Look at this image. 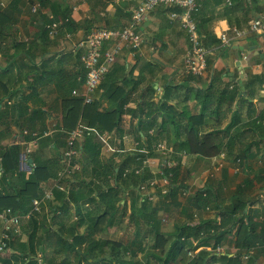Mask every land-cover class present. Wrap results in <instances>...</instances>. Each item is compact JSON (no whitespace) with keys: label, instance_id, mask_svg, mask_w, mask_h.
<instances>
[{"label":"trees","instance_id":"16d2710c","mask_svg":"<svg viewBox=\"0 0 264 264\" xmlns=\"http://www.w3.org/2000/svg\"><path fill=\"white\" fill-rule=\"evenodd\" d=\"M27 1L25 9L30 18L36 21L38 27V30L33 34L34 38L29 40L31 39L29 38L30 33L25 30V40L14 39L12 43L9 39L6 45L3 42H6L8 35L14 29L10 24L0 28V56L7 58L6 64L0 65V141L7 136L3 131L16 135L6 146H0V213L5 212L8 208L20 215L29 213V218H23L21 221V224L26 222L28 225L27 231L23 228V235H26L25 241L15 242L14 249L17 253L11 255L15 261L11 262L12 258L1 259L2 264H132L137 254L144 251L146 244L143 245L142 240L149 235L154 237L152 248L158 251L159 255L153 253V256L159 264H210L216 262L241 264L239 256L243 253L240 251L234 256L219 254L209 257V251L214 249L228 233L226 226H230L231 229L239 220L242 221V217L235 216L246 213L247 203L240 200L238 196L225 211L215 202L212 208L221 215L220 223L215 221L217 216L213 218V221L198 220L193 224H179L173 232H166L162 229V215L160 214H165L167 217L171 208L177 205L178 196H182L188 190L182 175L181 156L178 153L183 152L186 157L213 158L223 152L224 136L220 137L218 130H212L205 134L200 132L202 125L206 123L207 113L205 110L208 106L203 104L200 114L187 119L184 134L179 132L180 124L171 120L169 124H172L175 130L171 135L174 137L173 140L170 139L169 133H165L166 121L157 119L159 115L162 117L163 107H168L166 103L171 94L169 87L165 89L158 103L143 100L141 104L137 99L135 110L126 109V104L141 82L150 80L157 72V66L144 58L143 49L139 53L140 55H135L134 60L137 59V61L132 66L127 67L125 58L116 57L115 62L117 61V63L113 65L114 67L109 68L92 94L91 102L84 104L83 98L72 95L71 91L74 88L82 90L86 69L80 62L84 50L82 47L77 48L76 43L86 37L92 25L76 22L71 17V7L66 5L64 9H61L57 0ZM127 1L133 2V0ZM238 1L241 2V0H233L234 3ZM19 2V0H10L5 8H0V23L17 21L15 9ZM200 2L202 3V0ZM215 2L218 4L220 0H215ZM34 5H38V8L35 12H31ZM43 8H46L45 12H42ZM233 8L234 6H231L225 10L228 13ZM130 11L131 8L127 12L129 16ZM168 11H179V9L175 6L159 5L147 16L149 18L153 14L156 15L158 25L154 24L156 32L153 33L156 39H161L159 35L164 31L160 29L161 27L168 30L166 35L170 39L171 35L178 31L177 27L180 29L178 21L169 20ZM195 15L199 32L203 35L204 47L218 49L220 39L209 27V21L203 13L202 4L199 12ZM95 18L100 19V16ZM32 20H28V22L31 23ZM52 23H56V27L51 29ZM81 27L88 33L85 32L86 34L77 39L75 31ZM99 27L102 26L99 25ZM104 27L118 28L119 25ZM49 30H52L51 34L48 33ZM179 32L183 33L182 30ZM172 40L174 41L173 38ZM174 43L176 44V41ZM145 45H149V42H146ZM107 48L108 44L102 45V49ZM160 49L163 52L162 47ZM213 51L211 50V52ZM207 60L208 65L212 63L209 57ZM77 64L79 67L73 70ZM138 65L141 66L139 74L133 76ZM144 70L151 72L150 78L145 77ZM185 76L192 75L185 74ZM263 77L264 73L248 80L246 86L250 90L249 96L256 94L253 90L255 84L258 85V92ZM252 86L253 88H251ZM38 89L41 91L46 89L45 93H47V89L58 90L60 93L54 97V101L50 102V104H57L60 112L59 117H51L53 121L51 124L48 123V120L52 116L49 111L54 108L52 105L48 109L45 108L46 105L41 108L34 106L28 109L30 101H35L38 98ZM211 89L210 85L206 90L208 92ZM217 91L220 95L217 99L224 96V88L217 89ZM200 93L201 91L197 94ZM233 93L238 95V90H234ZM249 96L241 98L247 99L246 108L252 109ZM144 97L148 99L146 94ZM140 105L141 108L146 105L148 113L137 120V128L132 133L138 151L124 155V153L116 151L121 147L123 149L124 145L123 115L127 112L136 114ZM214 109L216 112L218 106L215 105ZM254 114L253 117L248 114L247 121L237 120L239 117L235 115V119L231 118L230 122L226 124L224 133L232 132L226 144V150L224 149L226 158L233 159L235 162L237 159L241 161L244 150L250 145H254L256 158L259 161H264L263 107L260 109V114L258 112ZM197 116L200 120L194 118ZM78 123L91 129V133L84 135L82 141L78 142V156L82 159L81 162L90 160L92 163L89 168L87 164H82L81 171H76L73 174L74 179L71 180L63 176L60 177L58 173L67 162V157L64 156L66 149L64 140ZM211 124L213 128L218 127L220 125L218 117ZM12 126L17 128V132H12ZM104 133L110 135L108 145H104V141L100 139ZM163 139L166 140L167 147L169 143L173 144L172 151L168 152L169 155L166 159L176 162V165H163L161 172L154 174L149 170L148 163L144 164L143 161L156 156V145L162 143ZM236 143L242 145L238 151L234 150ZM30 144L37 145V149L27 152ZM61 144H63V148ZM107 146H112L115 149L111 150ZM104 147H107L112 153L104 156L102 153ZM21 152H25L28 158L32 159L31 170L28 172L19 169V154ZM87 170L89 173H85ZM165 176L170 179L166 193H161L165 185L156 186L155 197H158L156 202L137 194L138 199H142L141 205L138 206V200L132 197L135 194L132 190L139 189L151 178L161 179ZM110 179H114V183H111ZM77 181L80 183L75 186L73 183ZM54 182L61 186L70 183L71 189L66 193L65 190L57 189L54 186V198L60 204L43 200L40 203L41 211L32 212L33 200L41 199L44 190L50 189ZM115 185V188H120L126 193V198L127 200L130 198V202H127L122 195L114 196L113 187ZM128 190L131 193H128ZM213 194L207 188L194 193L192 200L198 208H205L216 199ZM89 202H104L106 208L102 211L91 210L84 206ZM69 205L73 206L76 219L72 216L70 227L65 226L62 230H60L61 227H58L59 230L50 233L53 218L49 216V208L53 211L52 215L62 217L65 213L64 210ZM119 209L121 213L116 216ZM125 215L132 223L134 231V238L131 241L123 237V240L100 239L98 237L107 227L115 225L118 220L123 222ZM67 218L69 219V216ZM247 219L250 227L247 237L257 238L263 245L260 249L257 248L258 251H255V254L256 252L264 254V226L256 234L257 224L248 216ZM2 224L0 219V228ZM21 233H23L22 230ZM19 234H14L9 239L8 245H14V239ZM199 247L203 248L198 249L193 257L188 255L189 251H195ZM254 256L256 257V255ZM252 260L249 259L247 264H252Z\"/></svg>","mask_w":264,"mask_h":264},{"label":"crops","instance_id":"0c3cea01","mask_svg":"<svg viewBox=\"0 0 264 264\" xmlns=\"http://www.w3.org/2000/svg\"><path fill=\"white\" fill-rule=\"evenodd\" d=\"M3 1L6 0H0V8L4 6ZM118 1H120L122 5H117V8L114 4H112V2ZM230 1L231 4L229 5L227 4L226 0H220L218 4L215 2V0H202L201 4L203 13L206 16V19L209 21V27L213 29L216 36L217 34L224 31H226L227 35L232 36L231 31L228 30L229 27H245L250 19L264 13V0H249V2H246V0H241V2L238 1L236 3H234L233 0ZM27 3L28 1H25V4ZM133 3L136 4V1L130 3L127 0H110L109 4L112 7L114 6V12L112 13L109 7L100 5L98 0H75L70 5L72 9L71 17L80 24L84 23L87 25L86 23H88L90 26L92 25L89 31H91L92 28L99 27V25L102 27L119 25L120 27L129 20L130 16L129 13L127 14V12H129L130 9L129 4L132 5ZM7 4L8 2L6 3V6ZM231 6H234L233 10L227 13L225 9ZM45 11L46 8H43L42 12ZM96 16H100V19H96ZM152 19H155V17L150 16L147 18V21L144 24V30L146 24H148V26H153ZM86 20L87 22H85ZM160 29L164 31L161 32ZM160 29L159 31L161 34L159 36L161 39H156L153 36V33L156 32V29H154L152 32L149 31L150 34L147 36L149 42L156 46V50L149 51L151 47L150 45H145L143 47V54H145L144 58L147 61L150 60L155 66H157V72L154 73V77H152L150 80L141 82L139 86L140 93L134 92L131 95L130 100L125 106L126 109H130L131 111L135 110L137 99L141 104L143 100L146 102L151 101L153 103H158V101L161 100V96L165 92V89L169 87L171 94L169 96L168 102L166 103L168 107L164 106L162 110V117L161 115L157 117L158 121L161 119L166 121L165 133H169L170 135L174 134L175 130L173 125L169 124L171 120H174L180 124L179 132L184 134V127L186 125L187 119L191 116L200 114L203 104H206V106H208L205 110L207 113L205 116L206 123L202 125L201 130H218L219 136L222 138L224 136L223 152H225L224 149L226 148V144L230 138V134L232 135V132L230 131L228 133H224V128L226 124L230 122L231 118L235 119L236 115L239 117L237 120L241 119L242 121H247L248 114L252 115V117L255 116V112L260 114V109L264 107V97H262L261 93L259 92L261 90H258L257 92L258 85L255 84L254 88L253 86L251 87L256 92V94H252V96H249L248 93L250 90H248L246 86V82L251 77L259 76L264 71V67L262 66L264 58L256 52V50H260L262 52V49L259 47L261 36L249 34L246 37L240 38L232 43L230 48L218 47V49L209 54L208 57L210 58V61L212 60V63H209L208 68L203 75L186 77L185 73L182 72L180 57L181 53L183 52V46L186 44L184 33L179 32L181 29H178L177 27L178 31H175L171 35L170 39V37L166 35L168 30L166 28L164 29V27H161ZM85 30L86 29L82 27L77 28L75 31L77 39L86 34L85 32L87 31ZM175 41L176 44L174 43ZM245 45L248 47L253 46L254 49L250 50L249 48H243L237 50L236 48L237 46L245 47ZM160 46L162 47L163 52L160 49ZM241 54H246V56L249 58L244 63L240 62V65L237 62V56L239 59H242ZM262 54H264V50ZM120 58H125L127 67L132 66L137 61V59L134 60V57L126 52H123L119 56V59ZM116 63L117 61L112 63L110 67ZM77 67H79V64H77L73 70H76ZM140 67L141 66L138 65L137 69L134 70L133 76H137L139 74ZM144 73L146 78H150L151 72L144 70ZM210 85L212 86V89L207 92L206 89ZM128 87L130 86L128 85ZM145 87L148 89L150 88L152 91L151 95H147L148 99L144 97ZM221 88L225 89L224 96H221V98L217 99V97L220 96L217 89ZM45 90L46 89L41 92L45 93ZM234 90H238V95L233 93ZM199 91H201V93L197 94ZM57 94H60L58 90L54 91L52 89H47L46 98L54 99ZM245 96H249V100L252 103V109H248L242 104L241 97ZM52 101L53 100L50 99L47 102L45 108L48 109L51 105L50 102ZM215 105L218 106V110L216 112L214 109ZM53 107V109L49 110L52 114V116L49 117L50 120H48L49 124L53 122L51 117L60 116L57 104H54ZM135 113L136 114L127 112L123 115L122 130L124 132V145L123 149L121 147L116 149V151L122 152L125 145H128V134H130L133 138L132 133L134 129L137 128V120L148 113L147 106L144 105V107L141 108L140 105V108H138ZM216 117H218L220 125L213 128V125L210 121L214 122ZM194 118L200 120L199 116ZM11 130L12 132H17V128L15 126H12ZM6 134L7 136H5L3 140L7 139L8 143L13 137L16 136L13 133ZM135 144L136 142L133 141V146ZM61 145L63 148V144ZM29 146H33L32 151L37 149V145L30 144ZM241 146L242 145L236 143L234 150L238 151ZM51 148H54V146H51ZM110 149L114 150L115 148L110 146ZM256 157V147L254 145H250L244 150L241 161L239 162V165L242 166V170L239 173H233L232 167L236 165V162L235 160L233 161V159L230 160V158H226V156L225 165L220 169L219 172L213 171V167L220 160L219 156L213 158L182 156L181 170L188 190L182 196H178L177 205L179 206H173L170 210V214L167 216V218L170 217V231L169 228H163L162 224L163 230L166 232H173L179 224H193L197 223L198 220L213 221V218L217 216L218 218L215 221L220 223L221 215L217 214L215 209L212 208L214 207L215 202L218 204V206H220V208H222L223 211H225L231 205V203L236 200V196H238L240 200L246 201L247 203L245 208L246 213L237 214L235 216L238 218L242 217V221L239 220L234 227H231V229L230 226H226L228 233H226L221 241L217 243L216 247H220V255L226 254L227 256H234L235 251L249 248L248 250L254 251V255H256V257L254 256L255 259L261 255L263 256L264 254L260 252H256L255 254V251H258L257 248L260 249L263 247L260 241L257 238L250 239L251 237H247L250 231L247 216L251 218L255 224H257V228L255 230L256 234L264 226V161L261 160L260 163H258L259 160ZM151 160L152 159L148 160V165L152 171L151 167L154 163H152ZM20 165L24 167V162H21ZM30 170L31 169L29 168L28 171ZM188 171H191L190 173L193 175V177L194 175L196 176L195 179L187 180L185 174ZM207 188L210 189L212 193H214L213 195L216 199H214V202L210 203L209 206H206L209 207V209H206V207L198 208L194 204L192 196L194 193ZM55 204H60V202L56 201ZM24 236L25 235H23L22 238L14 239L13 244L15 242H24ZM15 245L16 243L14 246ZM227 248L232 249L231 252L226 251ZM9 250L10 245L8 250L3 254L2 257H0V264H2L1 259L12 258ZM209 253V257L214 255L218 256L216 251L213 252L210 250ZM10 261L14 262L15 259L12 258Z\"/></svg>","mask_w":264,"mask_h":264},{"label":"built area","instance_id":"2783aa9c","mask_svg":"<svg viewBox=\"0 0 264 264\" xmlns=\"http://www.w3.org/2000/svg\"><path fill=\"white\" fill-rule=\"evenodd\" d=\"M85 1V0H84ZM136 1L134 6H131L130 18L122 26L118 28H105L98 27L92 29L86 37L78 40L76 47H82L84 52L81 55V63L86 69V79L84 82L83 89L79 92L77 89H73L71 94L74 96H81L83 98V103L88 104L91 102V97L99 83L109 71L112 63L115 62L116 57L121 55L123 52L130 54L135 57L136 54L141 53V50L145 46L146 42H149L147 36L144 35L143 24L147 21V16L151 13L154 8L159 5L175 6L179 11H168L167 16L170 21H178L179 27L184 33L186 44L183 46V52L181 53V65L182 72L192 76L203 75L208 68V56L211 50L207 49L203 45V35L199 32L198 25L195 21V14H197L201 7L200 0H133ZM227 4H231L230 0H226ZM249 2V0H246ZM38 5H34L31 8V12H35ZM56 27V23H52L51 29ZM228 30L231 31L232 36L226 34V31L217 34L220 39L219 48H230L232 43L240 38L246 37L249 34L260 35L259 47L264 50V13L260 14L247 22L245 27H229ZM49 34L52 30L48 31ZM103 44H108L107 49H102ZM150 50H155L156 46L149 42ZM264 55V54H263ZM241 60H246V54H241ZM264 58V56H263ZM264 67V60L262 62ZM264 89V83L262 84ZM91 129L78 123L76 128L71 130L66 136L67 150L64 155L67 157V166L62 172L58 173L60 177L67 174L71 167V159L77 154L76 143L81 140L84 135L90 134ZM108 138L110 135L104 133L100 137L101 141H104V145H108ZM110 148L109 146H107ZM172 151L167 149L162 143L156 145L155 152H160L162 158L165 157L167 152ZM219 162L213 167L214 172H219L225 165V154L224 152L219 155ZM153 158H156L153 157ZM147 158L143 161L144 164L148 163ZM157 159V158H156ZM167 160V159H163ZM168 161V166H171L172 161ZM240 160H236V165L232 167L233 173H239L242 170V166H239ZM260 163V161H259ZM166 164H162L160 167ZM158 169V172H161ZM153 180V179H152ZM167 184V183H166ZM165 188L162 189L161 193H166ZM163 185V186H164ZM61 188L60 186H57ZM154 182L149 181L146 186L142 184L139 188V193L141 196L147 197L148 200L154 199L156 193H150L153 190ZM52 192L48 190L45 192V197H51ZM34 210H39V200L33 201ZM0 219L2 221V228L0 230V257L6 252L8 248L9 239L19 232V217L12 214L10 209L5 212L0 213ZM216 251H220V247L216 248ZM244 259H253L252 264H256V259L254 258V251L248 250L242 256Z\"/></svg>","mask_w":264,"mask_h":264},{"label":"rangeland","instance_id":"374dc122","mask_svg":"<svg viewBox=\"0 0 264 264\" xmlns=\"http://www.w3.org/2000/svg\"><path fill=\"white\" fill-rule=\"evenodd\" d=\"M10 0H6V1H3L4 2V6L6 7V3L7 2H9ZM20 2H19V4L16 6V11H15V15H16V19H17V21L16 22H13L12 20L11 21H8V22H4V23H0V28H2V27H4L5 25H8V24H10L11 25V28H13L14 29V31L11 33V34H9L8 35V38L6 39V42H3V44L4 43H6V45L8 44V42H9V39H10V41H12V43H13V40L14 39H17V40H25L26 39V37L24 36L26 33H25V30H26V32L28 33H30V36H29V38H31V39H29V40H32L33 39V36H32V34H34L37 30H38V27H37V23H36V21H34V20H32L31 18H30V15H29V13L27 12V10L25 9V6H24V4H25V1H27V0H19ZM57 1H59V4H60V8L61 9H64L65 8V3H66V5H68V7L75 1V0H57ZM77 1V0H76ZM109 1L110 0H98V3L100 4V5H103V6H105V7H109L110 9H111V11H112V13L114 12V10H113V7L109 4ZM125 1V0H124ZM118 3V4H117ZM98 4V5H99ZM112 4H114L117 8H118V6L117 5H122L121 3H120V1H118V2H112ZM4 6H2V7H4ZM131 4H129V8H131ZM1 7V8H2ZM4 7V8H5ZM32 7V6H31ZM30 7V8H31ZM152 16H154L155 17V19H152V22H153V26L151 25V26H148V24H146L145 25V30L144 31H146V32H144V35L145 36H148L149 34H150V32H152V31H154V29H155V25H158V23H157V18H156V15H152ZM28 20H32L31 21V23L30 22H28ZM149 22V21H148ZM160 23V22H159ZM155 24V25H154ZM143 26H144V24H143ZM149 27V28H148ZM150 31V32H149ZM32 33V34H31ZM6 35V34H5ZM176 48V47H175ZM10 50H12V48H10ZM6 61H7V58L6 57H3V56H0V65L1 66H4L5 64H6ZM143 84V83H142ZM248 84V81L246 82V85ZM43 91V90H42ZM139 91H140V89L138 88V89H136L134 92L135 93H139ZM45 92H46V90H45ZM80 92V91H79ZM144 92H145V94H146V96L147 95H151L152 94V91L150 90V88L148 89V88H144ZM47 96H46V93H44V92H41V90H39L38 89V98L34 101H30V105L28 106V109H31L32 107H34V106H38V108L40 107H42L43 105H47V102L51 99V100H53V98H46ZM40 98V99H39ZM150 98H152V97H150ZM46 99H47V102H46ZM91 100H92V97H91ZM54 101V100H53ZM241 101H242V104L244 105V107H246V103L248 102V100L247 99H241ZM90 103V102H89ZM88 103V104H89ZM52 106H54V104H51ZM12 108V107H11ZM210 122H212V121H210ZM183 125V124H182ZM184 126V125H183ZM152 131V130H151ZM212 130H208V131H204V130H200V132L201 133H209V132H211ZM4 132V135L6 134V132L7 131H3ZM170 135V134H169ZM171 136V135H170ZM127 138H129V140H128V145L126 144L125 145V147H124V150H123V152H121L122 154L124 153V155H127V154H130V153H137V151H138V149H137V145L135 144L134 146H133V138H132V136L130 135V134H128V137ZM173 136H171L170 137V139L171 140H173ZM136 142V141H135ZM161 142H162V145L163 146H165L167 149H172L173 147H172V143H169V146L167 147L166 146V140L165 139H163V140H161ZM7 143H8V141H7V139H5V140H2V141H0V146L2 145V146H6L7 145ZM79 143H77V145H78ZM76 145V146H77ZM131 146H133V147H131ZM131 147V148H130ZM29 149H30V152H33L32 151V149H33V146H30L29 147ZM26 151V150H25ZM78 153H79V151H78ZM102 153L104 154V156H108V155H110L112 152H111V150H108L107 149V147H104L103 148V150H102ZM170 153V152H169ZM169 153L167 152L166 153V155H165V157L164 158H162L161 159V157H162V154L160 153V152H156V158H151L152 160V163H154L153 164V166L151 167L152 168V171L150 170V168H149V170L152 172V173H156V172H158V169L160 168L161 169V165L164 163V164H166V165H169L168 164V161L167 160H163V159H166L167 157H168V155H169ZM21 155H23V157L21 156ZM79 155V154H78ZM124 155H123V157H124ZM178 155L179 156H185V154L183 153V152H181V153H178ZM88 158V157H87ZM86 158V159H87ZM118 158H119V156H118ZM27 159H28V156H27V154L25 153V152H21L20 154H19V169L20 170H22V171H25V172H28V170H29V168H30V166H29V164H28V162H27ZM77 159V160H76ZM76 159H74L72 162L74 163V166L72 167V169H71V173H70V179L71 180H73L74 179V177H73V174L76 172V171H81V167H82V164H87L88 165V168L90 167V165H91V161L90 160H86L85 162H81L82 161V159H80L79 158V156H76ZM119 161V160H118ZM21 162H24V167H22L21 165H20V163ZM176 163V162H175ZM171 165H176V164H174V163H172ZM212 167H213V165H212ZM191 171H188L186 174H185V177H187V180H189V179H195V175H194V177H193V175H191V173H190ZM79 173H81V172H79ZM85 173H89V170H87ZM211 174H213L212 172H210ZM78 176H80V175H78ZM151 179H153V180H151ZM151 179H149V180H147L145 183H143L145 186H146V184L151 180V181H153L154 182V187H153V190L150 192V193H156L157 194V192H156V186L158 187L159 185H161V186H163L164 184H168L169 183V177L168 176H165V177H162L161 179L160 178H151ZM110 182L111 183H114V179H110ZM80 182H74L73 184H75V186H77L78 184H79ZM73 184H72V187H73ZM166 184V185H167ZM55 185H53L52 187H54ZM66 186V187H65ZM64 186V190H65V192H66V190H70L71 189V185H70V183H68V184H66ZM56 187V186H55ZM116 187V185L113 187L114 188V190H115V192L113 193V194H115L114 196H119V195H122L124 198H125V200L127 201V202H130V198H129V200H127V198H126V193H124L120 188H115ZM57 188V187H56ZM58 189V188H57ZM166 190H168V188H167V186H166ZM133 191V193H135V194H133V196H132V194H131V196L133 197V198H136L137 200H138V206H140L141 205V201H142V199H138V197H137V194H139L138 192H139V190L138 189H134V190H132ZM67 193V192H66ZM128 193H131L130 192V190H128ZM93 195H94V193H93ZM140 195V194H139ZM57 200L55 199V198H53L52 200H51V202H56ZM151 201H154V202H156V201H158V197H155L154 196V199H152ZM121 203H123V201H121ZM85 207H89V209H91V210H96V211H102L103 209H105L106 208V205H105V203L104 202H98V203H95V202H89V203H87V204H85L84 205ZM128 208V207H127ZM129 208H130V205H129ZM51 212H53L52 211V209L50 210V208H49V216L51 217V218H53V222H51V227H50V233H55L56 232V230L58 229L59 230V228L61 227V229L60 230H62L63 229V227H65V226H69L70 227V225H71V217L72 216H74V219H76V216H75V213H74V211H73V206H71V205H69L68 207H67V209H65L64 210V212L65 213H63V216L61 215V214H59V213H57V214H59V215H61L62 217H59V216H56L55 214H53L52 215V213ZM120 213H121V210L119 209V210H117V213H116V216H119L120 215ZM164 217H163V219H162V223H163V228H169V231H170V217L169 218H167L166 217V215L165 214H162ZM67 216H69V219L67 218ZM57 221H60V223L59 222H57ZM73 223V222H72ZM27 227H28V225L26 224V222H22V224H21V230H22V232L23 233H21L20 232V234L18 235V236H16L15 237V239L16 238H22L23 237V234H24V231H23V228H25L26 230L25 231H27ZM59 227V228H58ZM79 231H80V228H79ZM57 232H59V231H57ZM133 227H132V223L130 222V220L128 221V219L126 218V215H125V217H124V219H123V222L121 221V220H118L117 221V223L115 224V225H113V226H111V227H107V229L105 230V231H103L102 233H100L99 235H98V237L100 238V239H105V238H113V239H118V240H123L122 239V237L125 239L126 238V240L127 239H129L130 241L134 238V234H133ZM147 236V235H146ZM25 237H26V235L24 236V239H25ZM119 237H121V238H119ZM153 240H154V237L152 236V235H149V236H147V237H145V239H143L142 240V242H143V245L144 244H146L145 246H144V251L143 252H139L140 254L138 255L137 254V256L133 259V262H132V264H159L158 262H157V259L153 256V253L154 254H156V255H159L158 254V251H155V250H153V248H152V245H153ZM9 247V246H8ZM14 245H11L10 246V250H9V252H10V255H12L13 253H17V251L14 249ZM7 250H8V248H7ZM6 250V251H7ZM49 250H51V249H49ZM231 250L232 249H230V248H227L226 249V251H230L231 252ZM245 250H247V249H241V250H238V251H235V253L234 254H237V252H242V253H244V251ZM4 254V253H3ZM263 254V253H262ZM40 255V254H39ZM3 256V255H2ZM259 256V255H258ZM126 257H127V255H126ZM131 257V256H130ZM240 258V261H241V264H247V259H244V258H242L241 256H239ZM261 257V258H260ZM128 259V258H127ZM257 260H256V264H264V256H259L258 258H256ZM90 260V259H89ZM128 261V260H127ZM210 264H221V262H216V263H210Z\"/></svg>","mask_w":264,"mask_h":264},{"label":"clouds","instance_id":"9594fccd","mask_svg":"<svg viewBox=\"0 0 264 264\" xmlns=\"http://www.w3.org/2000/svg\"><path fill=\"white\" fill-rule=\"evenodd\" d=\"M145 24V23H144ZM143 29H144V26H143ZM120 56V55H119ZM118 56V57H119ZM264 56V55H263ZM238 61L239 62H241V59H238ZM81 63V62H80ZM82 64V63H81ZM240 65H241V63H239ZM83 65V64H82ZM84 67V66H83ZM262 73H264V71L262 72ZM85 79H86V77H85ZM84 82H85V80L82 82V86H81V88L83 89V84H84ZM264 83V77H263V82H262V84ZM262 84L260 85V87H259V90H261V91H259L260 93H261V96L262 97H264V89H263V87H262ZM74 89H77V88H74ZM77 90H79V89H77ZM79 91H81V90H79ZM263 92V93H262ZM263 109H264V107H263ZM80 141H82V140H78V142H80ZM65 142H66V139H65ZM77 142V143H78ZM77 143H76V145H77ZM78 146V145H77ZM77 146H76V150H77V154L76 155H74L73 157H72V159H71V167L70 168H68L69 169V172L67 173V174H65V175H63V177L64 178H66V179H70V173H71V169H72V167L74 166L73 165V158L74 157H76V156H78V148H77ZM79 147V146H78ZM67 150V145H66V149L64 150V153H65V151ZM30 151V149L28 148L27 149V152H29ZM55 152V151H54ZM65 156V155H64ZM32 160V159H31ZM31 163H32V161H31ZM172 163H173V161H172ZM174 164H175V162H174ZM29 166H30V164H29ZM66 166H67V164H65V167L61 170V171H59V173L60 172H62L64 169H66ZM240 166V165H239ZM1 173V172H0ZM59 175V174H58ZM53 185H55L56 187L57 186H60L61 188H59V187H57L58 189H60V190H64L65 188H64V186H61L60 184H58L57 182H54L53 183ZM52 185V186H53ZM50 186V185H49ZM50 187V189H45L44 190V195H43V197L41 198V199H34V200H39V210L38 211H35L34 210V205H33V202H32V212H40L41 211V206H40V203L43 201V200H52L53 198H54V192H53V189H54V187ZM48 190H51V192H52V196L51 197H45V192L46 191H48ZM139 190V189H138ZM66 192H68V190H66ZM140 194V193H139ZM141 196V195H140ZM33 200V201H34ZM54 203V202H53ZM9 209V208H8ZM206 209H209V207H206ZM11 210V209H10ZM11 212H12V210H11ZM58 213V212H57ZM12 214H15L16 216H18L19 217V220H20V222H19V232L18 233H15V234H19L20 232H21V221H22V219L24 218H26V219H28L29 218V213L28 214H25V215H20V214H16V213H14V212H12ZM160 215H162V214H160ZM24 216V217H23ZM163 215H162V219H163ZM164 220V219H163ZM57 222H59V221H57ZM2 228V227H1ZM1 228H0V230H1ZM163 229V228H162ZM163 231H165V230H163ZM9 246V245H8ZM216 248L217 247H215L214 249H211L213 252H215L216 251ZM198 249H200V248H197L195 251H189L188 252V255H190L191 257H193L194 256V254H195V252L198 250ZM216 254L217 255H219L220 253H219V251L217 252L216 251ZM244 254V253H243ZM242 254V255H243ZM241 255V256H242ZM2 257V256H1ZM248 261V260H247Z\"/></svg>","mask_w":264,"mask_h":264},{"label":"water","instance_id":"95a60500","mask_svg":"<svg viewBox=\"0 0 264 264\" xmlns=\"http://www.w3.org/2000/svg\"><path fill=\"white\" fill-rule=\"evenodd\" d=\"M236 48H237V50H238V49L240 50V49H243V48H249L250 50H251V49H254L253 46L248 47L247 45H245V47H239V46H237ZM255 48H256V47H255ZM256 52L259 53V54L261 55V57H263V54H262V52H261L260 50H256ZM248 58H249V57H247L245 61H244V60H243V61L241 60V62H242V63L246 62V61L248 60ZM237 59H239L238 56H237ZM237 62H238V64L240 63L239 61H237ZM21 156L23 157V155H21ZM31 161H32L31 158H28V159H27L28 164H31Z\"/></svg>","mask_w":264,"mask_h":264}]
</instances>
